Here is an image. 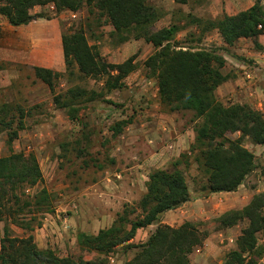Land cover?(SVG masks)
<instances>
[{
	"label": "rangeland",
	"instance_id": "obj_1",
	"mask_svg": "<svg viewBox=\"0 0 264 264\" xmlns=\"http://www.w3.org/2000/svg\"><path fill=\"white\" fill-rule=\"evenodd\" d=\"M147 1L159 15L153 30L178 22L181 27L175 36L178 45L216 49L226 56L222 70L234 80L226 85L222 83L229 89L227 94L220 93L222 84L217 87V100L225 105L245 102L254 107L247 84L236 83L238 76L233 71V62L237 64L236 61L242 60L254 67L251 64L253 59L235 53L231 56L228 45L215 29L204 31L203 23L190 22L193 18L204 22L219 16L220 0H188L185 4H177L174 0ZM91 9L93 13L87 7L57 12L53 3L48 2L30 10L34 18L28 24L12 27L7 33L0 28V156L8 155L11 150L32 152L39 163L42 180L33 187L27 186L22 197H30L45 188L53 198L48 210L32 214L24 211L17 216L34 224L31 231L17 227L3 217L0 238L7 223L10 234L17 237L32 234L39 248L51 247L60 256H82L85 259L98 254L93 250L82 251L76 234L80 231L97 233L108 227L124 208L130 210L129 219L141 216L138 202L146 191L148 174L157 168H169L173 160L188 151L195 136L189 111L169 112L159 103L156 81L148 76L143 66V60L153 51L152 45L142 38L121 41L122 35L113 32L108 20ZM51 22L57 23L62 33L81 25L88 42L96 44L108 62L119 63L136 54V68L125 77L123 87L106 92L103 78L82 76L75 66L69 73L65 70L62 54H54L46 45L40 48L38 38L45 41L44 37L48 35L45 25ZM30 32L37 37L24 39V34ZM7 38L9 43L5 40ZM220 40L225 45L220 44ZM34 66H48L64 72L55 81V94L79 87L104 95L90 101L82 98L78 115L80 123H71L65 111L54 106L48 86L35 77ZM252 69L260 77L262 66ZM238 90L242 93L238 94ZM261 112L264 115V106ZM9 120L12 121L11 128H15L19 120L24 124L10 146L6 143V122ZM120 121L127 123L118 134H113V125ZM242 145L254 154L256 166L235 192L220 194L201 190L204 177L197 168L193 153L187 154L188 168L181 164L190 200L170 212L168 222L173 227L184 221L196 224L203 238L199 248L192 252L201 256L204 264L220 263L225 254L235 248V239L247 224L246 220H241L220 229L216 218L227 210L241 208L254 193L264 191V145L253 144L247 138L243 139ZM156 226L152 224L138 229L132 242L144 241ZM222 230H225L223 234L220 233ZM258 244L264 248V232L258 234ZM132 253L133 250L124 253L122 246H116L102 257L103 264H122ZM259 261L264 264V251Z\"/></svg>",
	"mask_w": 264,
	"mask_h": 264
},
{
	"label": "trees",
	"instance_id": "obj_2",
	"mask_svg": "<svg viewBox=\"0 0 264 264\" xmlns=\"http://www.w3.org/2000/svg\"><path fill=\"white\" fill-rule=\"evenodd\" d=\"M261 1L255 0L252 6L233 15L221 13L211 20L203 22L193 18L190 22L203 23L204 31L215 29L228 46L239 38H252L257 45L255 39L264 34ZM48 2L53 3L57 12L64 9L78 11L87 7L93 13L92 7L108 20L113 32L122 35L121 41L142 38L150 43L153 51L143 60V66L148 76L156 81L159 103L169 112L191 113L194 142L187 152L173 160L169 168H157L148 174L146 191L138 202L141 216L129 219L130 210L124 208L108 227L97 233L80 231L76 234L80 249L93 250L97 256L90 259L60 256L51 247L39 248L32 234L22 237L10 234L11 229L5 222L0 238V264H103L102 257L116 246H122L124 253L133 250L132 256L122 264H191L189 254L203 238L196 224L184 221L173 227L160 223L164 212L190 200L183 172V168L189 167L187 154H194L197 168L202 171L204 183L201 190L206 193L235 191L256 166L254 154L242 145L243 139L264 145L263 113L245 102L225 105L217 100V87L229 77L222 71L225 64L223 55L216 49L178 45L175 42L180 29L178 24L171 23L153 30L159 15L147 0H0V15L11 26L19 27L34 18L30 12L33 7ZM174 2L185 4L188 0ZM60 41L65 70L72 73L71 68L75 66L82 76L103 78L106 92L123 87L125 77L136 68V54L119 63L104 60L96 44L88 42L81 25L62 33ZM33 72L52 92L54 106L65 111L74 124L80 123L78 115L82 98L90 101L104 95L79 87L69 88L64 94H55V81L64 72L44 66H34ZM260 87L264 93V69ZM17 123L15 128H11L12 121L6 122L8 146L16 139L18 131L24 128L22 120ZM126 123L116 122L112 127L113 134H118ZM236 133L238 136H230ZM41 180V169L32 152L11 150L8 155L0 156V220L5 217L15 226L31 231L34 224L17 216L24 211L32 214L51 207L53 198L45 188L30 197H22L27 186L33 187ZM241 220H246L247 224L236 237L235 248L225 254L220 264H263L259 260L264 248L258 244V234L264 232V191L254 193L241 208L225 211L216 218V223L224 229ZM152 224L157 226L147 238L134 244L132 240L136 231Z\"/></svg>",
	"mask_w": 264,
	"mask_h": 264
},
{
	"label": "crops",
	"instance_id": "obj_3",
	"mask_svg": "<svg viewBox=\"0 0 264 264\" xmlns=\"http://www.w3.org/2000/svg\"><path fill=\"white\" fill-rule=\"evenodd\" d=\"M255 0H220V14L221 13H226L228 15H233L236 14L237 12L247 9L250 6H252L254 4ZM263 10H264V0L261 1ZM33 9H36V6L33 7ZM174 23V22H173ZM175 24L180 25L178 22H176ZM170 25V24H169ZM13 26H11L7 19L0 15V28L2 29V31H6V33L8 31H12ZM45 27H47V29H45L48 32V35L45 38V41L42 42L40 40V38H38L39 41V45L40 48L43 46H48V48L50 49V51H52L54 54L57 53V55L59 56L60 54H62V50H61V41H60V36L62 34V32H60L59 30V26L57 23L55 22H51L47 25H45ZM181 28V27H180ZM180 30V29H179ZM35 36V35H34ZM32 32L29 33V35H25L24 34V39L25 37L30 38L31 40L34 38ZM37 37V36H35ZM6 41H8L7 43L10 42V40L7 38L5 39ZM257 45L254 42V40L252 38H239L237 41H235V43L231 46H228V48L230 49V53L231 56L233 53H235L237 56H241L245 59L247 58H251L253 59L252 63L254 65L251 66L249 64H247L244 61H236L237 64L235 62L234 63V68L233 71L234 73L237 74V79H236V83L237 82H244L245 84H247V88H248V94H249V98L250 100L253 101L254 104V108L259 109L262 111V107L264 106V96H263V92L260 85V80L262 79V72L260 77H257L254 74V71L252 68H257V66L259 65L262 66V68L264 69V34L259 35L256 39ZM42 43H44V45H42ZM220 44L225 45L221 40H220ZM259 44V45H258ZM51 52V53H52ZM234 58V57H231ZM224 59L226 60V56H224ZM249 62V61H247ZM249 65V66H248ZM48 67V66H46ZM248 67V68H247ZM223 71V70H222ZM223 73H225L223 71ZM226 74V73H225ZM234 77L229 76L228 79L223 83L224 85L232 83V81ZM220 86V93H228L229 89L225 88L224 85ZM234 86V85H231ZM246 90V89H245ZM241 90H238V94L242 93L240 92ZM249 104V103H248ZM243 186L240 185L239 187ZM238 187V189H239ZM235 192V191H233ZM218 193H225V192H218ZM185 204V203H183ZM175 209H171L168 210L166 212H164L162 214V219L160 220V223H164V224H168L171 225L168 221L169 218L171 216H169V213L172 212ZM229 229H226V231ZM225 230L220 231V233H224ZM190 259V263L191 264H204L201 256L196 255L195 253H190L189 255ZM222 262V260H220V263ZM218 262V264H220Z\"/></svg>",
	"mask_w": 264,
	"mask_h": 264
},
{
	"label": "built area",
	"instance_id": "obj_4",
	"mask_svg": "<svg viewBox=\"0 0 264 264\" xmlns=\"http://www.w3.org/2000/svg\"><path fill=\"white\" fill-rule=\"evenodd\" d=\"M259 110V109H258ZM260 111V110H259ZM196 248H199V246H196L194 249H196ZM197 251H199V250H197Z\"/></svg>",
	"mask_w": 264,
	"mask_h": 264
}]
</instances>
